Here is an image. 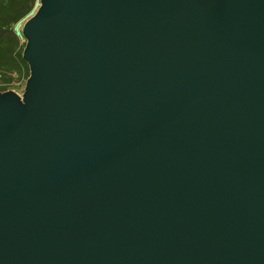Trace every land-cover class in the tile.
<instances>
[{
	"label": "water",
	"instance_id": "obj_1",
	"mask_svg": "<svg viewBox=\"0 0 264 264\" xmlns=\"http://www.w3.org/2000/svg\"><path fill=\"white\" fill-rule=\"evenodd\" d=\"M14 31L0 264H264V0H39Z\"/></svg>",
	"mask_w": 264,
	"mask_h": 264
},
{
	"label": "trees",
	"instance_id": "obj_2",
	"mask_svg": "<svg viewBox=\"0 0 264 264\" xmlns=\"http://www.w3.org/2000/svg\"><path fill=\"white\" fill-rule=\"evenodd\" d=\"M39 0H0V92L27 79L29 69L22 59L24 42L14 29L35 9Z\"/></svg>",
	"mask_w": 264,
	"mask_h": 264
},
{
	"label": "rangeland",
	"instance_id": "obj_3",
	"mask_svg": "<svg viewBox=\"0 0 264 264\" xmlns=\"http://www.w3.org/2000/svg\"><path fill=\"white\" fill-rule=\"evenodd\" d=\"M37 6H38V3L36 5L35 9L32 11V13L29 14L25 19H23L22 21L19 22L18 25H19L20 31H21L22 25L25 22V20L27 18H29L31 15L34 14V12L36 11ZM21 40L24 42V38L22 36H21ZM24 85H25V79L18 80L16 82H14V84L11 86L10 90H13V91L17 92L18 94H22Z\"/></svg>",
	"mask_w": 264,
	"mask_h": 264
},
{
	"label": "bare ground",
	"instance_id": "obj_4",
	"mask_svg": "<svg viewBox=\"0 0 264 264\" xmlns=\"http://www.w3.org/2000/svg\"><path fill=\"white\" fill-rule=\"evenodd\" d=\"M17 27V30L20 32V28H19V25L16 26Z\"/></svg>",
	"mask_w": 264,
	"mask_h": 264
}]
</instances>
